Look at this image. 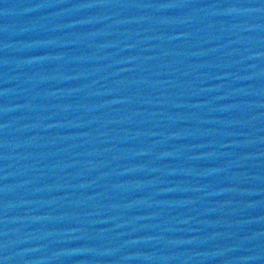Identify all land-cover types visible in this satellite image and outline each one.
Returning a JSON list of instances; mask_svg holds the SVG:
<instances>
[{"label": "water", "instance_id": "water-1", "mask_svg": "<svg viewBox=\"0 0 264 264\" xmlns=\"http://www.w3.org/2000/svg\"><path fill=\"white\" fill-rule=\"evenodd\" d=\"M0 264H264V0H0Z\"/></svg>", "mask_w": 264, "mask_h": 264}]
</instances>
